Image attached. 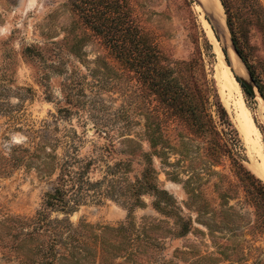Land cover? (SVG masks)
<instances>
[{
  "label": "rangeland",
  "instance_id": "1",
  "mask_svg": "<svg viewBox=\"0 0 264 264\" xmlns=\"http://www.w3.org/2000/svg\"><path fill=\"white\" fill-rule=\"evenodd\" d=\"M198 1L90 0L86 13L82 0H0V264H254L262 256L264 234L253 238L250 228L255 203L230 154L258 176L251 164L264 162V99L232 36L264 89V0H219V24ZM128 16L122 41L134 36L132 47L144 34L146 54L121 51L106 33ZM160 70L217 132L200 133L162 99L153 83ZM247 114L258 135L246 136ZM61 164L74 170L63 183L74 209L48 207L36 218ZM129 211L128 228L109 229Z\"/></svg>",
  "mask_w": 264,
  "mask_h": 264
},
{
  "label": "trees",
  "instance_id": "2",
  "mask_svg": "<svg viewBox=\"0 0 264 264\" xmlns=\"http://www.w3.org/2000/svg\"><path fill=\"white\" fill-rule=\"evenodd\" d=\"M82 1L85 4L80 5L79 9L82 11L85 10V12L87 13L90 8H88L86 6V4L90 0H82ZM98 7H101V6H98ZM98 7L96 9H98ZM114 17L115 16H113V18ZM125 22L127 24H125ZM132 22H133V19L130 16H128L127 19L125 21H122L118 26L115 25L113 30L106 28L105 29L106 33L110 37V39L112 40V44L115 46H119L121 51L123 50V52H125V49H126L128 54H133L137 49V52H143L144 54H146L149 47L145 46V45L138 44V41L144 40V34H139V37L135 39L136 41L132 47H130V45H128V40H130V41L133 40L134 36L132 39L128 38L127 42L122 41L123 40L122 36H124V35H125V37L127 36V34L122 32V30L130 32ZM132 28L134 29V26H132ZM232 43L234 45V48L238 52V54L245 61L246 66L249 69L250 75L252 77V80L254 81L256 87L258 88L259 93L261 94V96L264 99L263 85L255 78V76L253 74L254 71L250 68V66L246 62V59L243 57V55L240 51V48H239V46L235 40L234 35L232 36ZM131 48L132 49L134 48L135 51H132ZM154 55H155V53H154ZM146 59H148V58H146ZM159 65L162 66L161 64H159ZM154 66H156V68L159 67L156 64H154ZM158 74H159V76H157L155 78L153 83L156 86L157 92L162 97V99L168 100V102L173 105V107L176 109L177 112L182 113V114L186 113V120L190 121L191 124L194 125L195 130L199 131L202 134L206 130L217 132L216 129L214 128V125L212 123V120H211V117L209 116V114H204L205 115L204 118H201L202 114H199L197 104L193 100L192 97H191V100H189L188 104L186 105V100L182 99V97H183L182 86L179 84L178 79L168 80L161 70L158 72ZM240 83L247 93H251L247 90V88L245 87V85L242 82H240ZM220 109L222 111V112L220 111L221 113H225V110H223V108H220ZM101 128H103V127L97 126V129H99L100 131H102ZM105 132H107L106 129H105ZM225 142H223V143L225 144ZM223 143L221 142L222 145H223ZM230 157L232 159L231 163H232L233 172H234L235 176L238 178V180L240 182L239 184H241L243 186V188H245V191H246L245 193L247 195V199H252L253 202L255 203L254 204V218L250 224L251 233L253 234V238H255L259 234H264V181L261 178H259L258 176H256L253 172H251L241 162V160L237 156L230 154ZM62 166H63V164L59 165V168L57 169V174L54 177L52 188L48 189L45 192L41 207H39L35 213L36 218H38L37 216H39V215H43V217H42V219H43L45 217V214H46V213L44 214L43 211L48 207H49V209L55 208V209L63 210L64 212H69V211L74 209V205L69 204L68 199L65 198V194H66V191L68 189H66L63 185V183L65 182L66 179L72 178L74 170H73V168L67 167V165H65L63 167ZM149 171H151V168H149L147 166V168L144 169V173H143L145 177L149 176V174H150ZM81 172L82 171H78L79 175L77 176V180H79V178H81L80 177ZM75 181H76V179H75ZM145 183H147L146 186L154 187V189H157L155 185L153 186L152 179H146L144 184ZM132 186L135 188L136 192L140 191V187H143V182L140 180L139 184L133 183ZM144 189L146 190L147 188H144ZM163 192L165 194H167V192H165L164 190H163ZM222 194L227 195L225 191H223ZM127 217H128L127 222H125V223L123 222L116 227H109V229L117 230V231L125 230L126 228H128L132 224L131 220H130V218H131L130 211H129V214L127 215ZM191 225H192V223H191L190 218L185 220V222L182 224V227L179 230H177L178 234L186 233L189 230V228L191 227ZM22 230L24 231V228ZM28 232H30V231L25 232V234H27ZM261 253H263L262 256H260V254H256L254 256V264H264V250Z\"/></svg>",
  "mask_w": 264,
  "mask_h": 264
},
{
  "label": "bare ground",
  "instance_id": "3",
  "mask_svg": "<svg viewBox=\"0 0 264 264\" xmlns=\"http://www.w3.org/2000/svg\"><path fill=\"white\" fill-rule=\"evenodd\" d=\"M198 2H200V5L202 7V8L201 7H198V8H200L201 11L203 9L204 11H202V12H205V14L213 22L218 23V24L221 22V19H222V14H221L222 6H221L219 0H199ZM234 64H236L235 61H234ZM228 72H229L231 81L234 82L236 86H239L238 81L235 79V76L233 75V73L230 70ZM242 117H243L242 125L246 129V133H245L246 136L249 137L251 132H254L255 134L258 135L257 127H256L255 123L253 122L252 118L248 114L245 115V116H242ZM248 129H249V132H248ZM251 165H252L253 170L255 171V173L261 179L264 180V162H262L260 164H256L255 161H254Z\"/></svg>",
  "mask_w": 264,
  "mask_h": 264
},
{
  "label": "water",
  "instance_id": "4",
  "mask_svg": "<svg viewBox=\"0 0 264 264\" xmlns=\"http://www.w3.org/2000/svg\"><path fill=\"white\" fill-rule=\"evenodd\" d=\"M211 20V19H210ZM212 21V20H211ZM213 22V21H212ZM215 23V22H214ZM234 46V45H233ZM235 49V48H234ZM236 50V49H235ZM235 78L239 81V82H242L244 85H245V87L247 88V90L249 91V92H251V93H253L254 92V90H253V85L250 83V82H248L245 78H243V77H237V76H235ZM252 78V77H251ZM261 95V94H260Z\"/></svg>",
  "mask_w": 264,
  "mask_h": 264
}]
</instances>
